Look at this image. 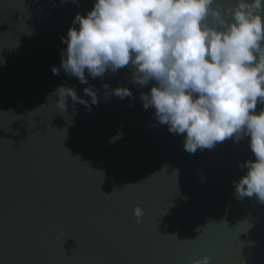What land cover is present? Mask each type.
<instances>
[{"label": "water", "instance_id": "1", "mask_svg": "<svg viewBox=\"0 0 264 264\" xmlns=\"http://www.w3.org/2000/svg\"><path fill=\"white\" fill-rule=\"evenodd\" d=\"M93 4L0 0V264H264V203L235 190L255 159L249 137L190 153L143 107L152 83H132L130 66L88 85L53 74L61 37ZM61 85L89 101L91 86L99 103L68 98L62 112Z\"/></svg>", "mask_w": 264, "mask_h": 264}, {"label": "clouds", "instance_id": "2", "mask_svg": "<svg viewBox=\"0 0 264 264\" xmlns=\"http://www.w3.org/2000/svg\"><path fill=\"white\" fill-rule=\"evenodd\" d=\"M61 37L63 69L81 84L130 66L132 83L144 87L143 107L169 132L184 135L190 153L233 138H250L255 159L235 182L239 198L264 203V0H94L87 14L77 13ZM87 72V75H86ZM107 89V85H104ZM90 101L65 85L55 90L56 106L65 111L68 98L90 111L99 103L97 90L83 89ZM121 99L128 87L112 89ZM121 137L117 133L110 142ZM137 205L133 215L143 218ZM203 255L191 264H211Z\"/></svg>", "mask_w": 264, "mask_h": 264}]
</instances>
